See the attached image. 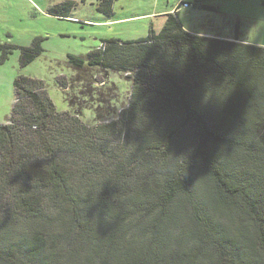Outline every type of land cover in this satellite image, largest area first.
<instances>
[{
    "label": "trees",
    "instance_id": "trees-1",
    "mask_svg": "<svg viewBox=\"0 0 264 264\" xmlns=\"http://www.w3.org/2000/svg\"><path fill=\"white\" fill-rule=\"evenodd\" d=\"M178 9L145 38L67 55L132 76L115 120L87 126L17 78L0 123V264H264V47L190 33ZM41 40L20 47L22 67Z\"/></svg>",
    "mask_w": 264,
    "mask_h": 264
},
{
    "label": "rangeland",
    "instance_id": "rangeland-1",
    "mask_svg": "<svg viewBox=\"0 0 264 264\" xmlns=\"http://www.w3.org/2000/svg\"><path fill=\"white\" fill-rule=\"evenodd\" d=\"M62 1L0 0V123L11 115L20 76L42 81L57 112L77 116L87 126L115 120L130 99L132 76L90 66L77 70L68 65L67 55L86 57L104 40L136 41L152 27L159 32L165 19L152 14L179 5L189 31L235 37L238 30L243 42L264 47V0H115L111 16L98 11V0H73L69 17L50 15V6ZM36 38L42 39L41 54L22 67L20 47ZM9 45L16 48L4 56ZM62 78L66 88L59 85Z\"/></svg>",
    "mask_w": 264,
    "mask_h": 264
},
{
    "label": "crops",
    "instance_id": "crops-1",
    "mask_svg": "<svg viewBox=\"0 0 264 264\" xmlns=\"http://www.w3.org/2000/svg\"><path fill=\"white\" fill-rule=\"evenodd\" d=\"M176 9L165 10V11H162V12H159V13H155V14H152V15L163 17L166 20V15L169 14V13H174L176 11ZM178 12H179V9H178ZM184 28H185V26H184ZM185 29L187 31H189L187 28H185ZM189 32L193 33V34L206 35V36H209V37H218V38H224V39H227V40H234L233 37H226V36H221V35H218V34L211 35V34H204V33H195V32H192V31H189Z\"/></svg>",
    "mask_w": 264,
    "mask_h": 264
},
{
    "label": "built area",
    "instance_id": "built-area-1",
    "mask_svg": "<svg viewBox=\"0 0 264 264\" xmlns=\"http://www.w3.org/2000/svg\"><path fill=\"white\" fill-rule=\"evenodd\" d=\"M181 5H185V6H188V5H190L189 3H187L186 1H182L181 2ZM180 6V5H179Z\"/></svg>",
    "mask_w": 264,
    "mask_h": 264
}]
</instances>
